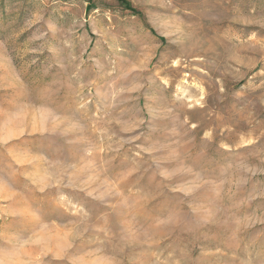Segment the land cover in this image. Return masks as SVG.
I'll return each instance as SVG.
<instances>
[{
    "label": "rangeland",
    "instance_id": "rangeland-1",
    "mask_svg": "<svg viewBox=\"0 0 264 264\" xmlns=\"http://www.w3.org/2000/svg\"><path fill=\"white\" fill-rule=\"evenodd\" d=\"M0 264H264V0H0Z\"/></svg>",
    "mask_w": 264,
    "mask_h": 264
}]
</instances>
